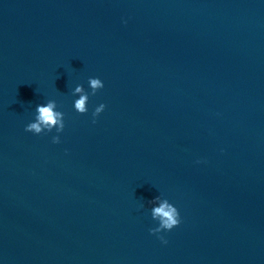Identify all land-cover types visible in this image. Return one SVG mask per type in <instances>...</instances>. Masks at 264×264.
<instances>
[{
  "label": "water",
  "instance_id": "95a60500",
  "mask_svg": "<svg viewBox=\"0 0 264 264\" xmlns=\"http://www.w3.org/2000/svg\"><path fill=\"white\" fill-rule=\"evenodd\" d=\"M0 264H264V0H0Z\"/></svg>",
  "mask_w": 264,
  "mask_h": 264
},
{
  "label": "clouds",
  "instance_id": "9594fccd",
  "mask_svg": "<svg viewBox=\"0 0 264 264\" xmlns=\"http://www.w3.org/2000/svg\"><path fill=\"white\" fill-rule=\"evenodd\" d=\"M126 23V21H125ZM88 85L94 94L97 90L104 87V82L99 77H89ZM72 95L75 98L73 101L74 110L80 114L88 112L89 93L84 86L77 84ZM105 104L100 103L91 113L92 122L95 123V118L104 111ZM65 128L64 113L58 110L57 101L49 99L44 103H39L35 106L34 119L29 122L25 130L34 134L51 133L53 130L57 133L51 137L52 143L60 142V133ZM150 204V213L153 220L157 221V226L149 229L153 234H160L165 231H171L181 223V216L178 208L168 199H162L160 196H155ZM162 243L166 244L167 240L164 236L159 235Z\"/></svg>",
  "mask_w": 264,
  "mask_h": 264
}]
</instances>
